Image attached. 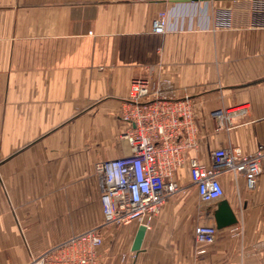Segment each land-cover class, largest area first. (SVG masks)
Segmentation results:
<instances>
[{
    "label": "crops",
    "instance_id": "0c3cea01",
    "mask_svg": "<svg viewBox=\"0 0 264 264\" xmlns=\"http://www.w3.org/2000/svg\"><path fill=\"white\" fill-rule=\"evenodd\" d=\"M161 11L177 29L153 33ZM137 77L150 100L191 101L190 157L261 154L253 190L220 174L238 222L212 245L194 231L216 225L220 201L201 202L188 161L140 251L141 222L102 228L95 166L130 152L121 116ZM94 229L100 264H264V0H0V264H32Z\"/></svg>",
    "mask_w": 264,
    "mask_h": 264
},
{
    "label": "built area",
    "instance_id": "2783aa9c",
    "mask_svg": "<svg viewBox=\"0 0 264 264\" xmlns=\"http://www.w3.org/2000/svg\"><path fill=\"white\" fill-rule=\"evenodd\" d=\"M212 11L217 12V9ZM254 12L261 13L262 8L256 7ZM174 28L177 29L165 12L157 13L152 23L153 33L164 34ZM153 90L148 78L132 80V94L121 116L124 123L121 138L128 143L130 152L95 166L104 218L102 228L126 226L135 221L143 224L157 217L166 202L182 189L174 173L186 161L191 185L197 189L203 203H215L224 197L219 178L224 172L244 177L249 190L254 189L262 174L260 153L243 155L236 148H219L212 151L211 166L190 157L188 152L196 147L191 101L150 100ZM236 111L216 110L212 115L219 121H230ZM194 234L197 243L212 245L218 240L221 229L216 225L199 224ZM102 243L100 230L94 229L32 264H100L96 248Z\"/></svg>",
    "mask_w": 264,
    "mask_h": 264
},
{
    "label": "water",
    "instance_id": "95a60500",
    "mask_svg": "<svg viewBox=\"0 0 264 264\" xmlns=\"http://www.w3.org/2000/svg\"><path fill=\"white\" fill-rule=\"evenodd\" d=\"M216 210L214 212V217L216 220V226L218 229H224L238 222L236 214L232 210L228 201L222 200L216 204ZM147 227L145 225H140L138 232L135 237V241L132 250L137 252L140 251L142 243L146 234Z\"/></svg>",
    "mask_w": 264,
    "mask_h": 264
}]
</instances>
